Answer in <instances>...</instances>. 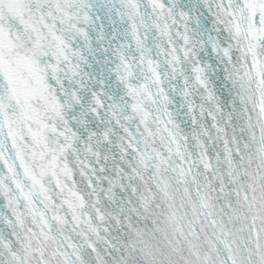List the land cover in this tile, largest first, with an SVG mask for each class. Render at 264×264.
Returning a JSON list of instances; mask_svg holds the SVG:
<instances>
[{"label": "snow or ice", "instance_id": "1", "mask_svg": "<svg viewBox=\"0 0 264 264\" xmlns=\"http://www.w3.org/2000/svg\"><path fill=\"white\" fill-rule=\"evenodd\" d=\"M0 264H264V0H0Z\"/></svg>", "mask_w": 264, "mask_h": 264}]
</instances>
